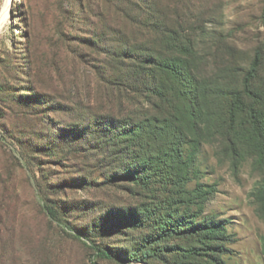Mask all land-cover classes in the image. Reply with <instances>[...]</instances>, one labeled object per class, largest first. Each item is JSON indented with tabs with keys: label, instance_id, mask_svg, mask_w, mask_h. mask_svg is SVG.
<instances>
[{
	"label": "rangeland",
	"instance_id": "rangeland-1",
	"mask_svg": "<svg viewBox=\"0 0 264 264\" xmlns=\"http://www.w3.org/2000/svg\"><path fill=\"white\" fill-rule=\"evenodd\" d=\"M158 3L152 20L144 0H0V264H264V54L233 130L228 114L264 48V0H193L180 21L179 0ZM181 21L199 51L191 74L213 80L188 165L178 152L189 146L166 129L188 125L185 106L127 77L133 55L176 53L167 27ZM96 25L129 42L112 45ZM137 25L147 26L133 38ZM166 223L183 231L156 242L157 257L132 260Z\"/></svg>",
	"mask_w": 264,
	"mask_h": 264
},
{
	"label": "trees",
	"instance_id": "trees-1",
	"mask_svg": "<svg viewBox=\"0 0 264 264\" xmlns=\"http://www.w3.org/2000/svg\"><path fill=\"white\" fill-rule=\"evenodd\" d=\"M193 0H179L182 5V9L173 10V14L177 13L179 16V21L183 19V16L185 14V8H190L192 5ZM158 0H144L145 7L148 9L149 13L151 15V19L154 20V15L158 14V19L160 18L159 15V3ZM161 10V9H160ZM163 20V18H162ZM139 26V29H135L133 32V38L140 33V29L142 27H146L147 25H137ZM161 25H155L153 21V25L150 29L155 30L156 27L160 29ZM188 26V27H187ZM98 27L97 29L100 30V34H102L104 37L110 40L111 44L114 45L115 42L125 45L124 43L126 41L129 42V40L126 39V35L117 27V26H109L105 25V27H100L99 25H96ZM141 27V28H140ZM166 29V27H165ZM114 32H118L121 34V37H115ZM167 32L172 34L173 42L176 46V53L170 56L166 59L164 63H160L156 59L154 55H147L146 57H141L140 55H133L131 56L135 62L137 63L135 65L134 71L129 72L127 74V77H130L131 84H141L143 85V91L144 92H150L153 98H159L165 96V91H172L173 94H175L178 101H181L184 108V113H182V117L185 118V120L188 122V125H184V123L176 119L175 121H170L168 124H166V129L169 130L170 135L175 137V140L179 141V144L181 146L188 145L189 151L188 153H185V151H182V149L178 152V158L180 162L183 164H190L193 162L195 156L197 155L202 142H203V135L201 134L200 129H198L197 123L200 120L205 119L207 123V118L209 119L211 117V107H210V99L208 97V93L210 90V86L213 84V80L209 78L208 76L203 75H193L191 74V70L194 66V63L198 60L197 55L199 54L198 49H196V43H192V37L191 29H189V25H184L181 21L179 25H171L167 27ZM66 33V32H65ZM67 37H71V33H66ZM90 34V40H92L93 35L92 32ZM97 34V33H95ZM143 38L147 39L149 38V34L142 33ZM168 34V35H169ZM80 38H85L87 40L85 35H82ZM221 40H226V38H221ZM189 43V44H186ZM226 46L228 44L226 41L224 42ZM134 47V46H133ZM123 51H119V57L121 58L119 61L118 68L127 70L128 67H126L124 63V58L127 53V49H124L122 47ZM146 50L150 51L151 49L146 47ZM118 51L115 50L114 53H117ZM113 52L110 53V58L114 54ZM264 54V48H259L254 56V59L252 61V64L249 68V71L247 72L245 79H244V89L236 93V99L233 102V104L230 106L228 110L229 114V120L231 123L232 130L234 129L235 125V119L237 115V109L243 102V97L245 95L252 94L254 91L252 89V81L255 79V77L258 74L259 68L262 63V57ZM127 57V56H126ZM107 65L110 67L112 66L110 61L107 62ZM160 73H162V76H160ZM164 75V76H163ZM165 76L167 78V82H165ZM126 86L131 85L126 77H123L122 79ZM169 81V83H168ZM169 84V85H168ZM142 89H140L141 91ZM152 98V100H153ZM176 100V101H177ZM175 101V102H176ZM174 104V105H173ZM173 108H176L178 104L172 103ZM179 110V107H178ZM204 111V112H203ZM181 117V119H182ZM137 127V125H136ZM140 129L139 125L137 127ZM188 128L189 134H186V129ZM135 129V130H138ZM258 139L262 142V145H264V133L258 129ZM200 131V133L198 132ZM136 132V131H135ZM179 146V147H181ZM137 179V178H135ZM137 180H140L137 179ZM255 197L257 202L260 204L261 210L264 214V186L260 187L255 193ZM47 211L52 216H57L58 212L54 208V206H47ZM142 222L139 221L136 226H140ZM161 233L158 234V232H154L155 234H152L151 236H146L144 239L147 242V245H143L140 247L139 250L131 251L130 258L132 260H135L137 262L142 261L146 262L150 258H155L158 256L159 252L163 251V247L156 246V242L170 237L172 232H180L183 231L180 229V227H172L170 223H166L163 227H161ZM207 230H209L210 234L212 236H219L220 229L211 225L210 227H207ZM154 235V236H153ZM159 236V237H157ZM152 237L155 239L153 240ZM263 253H264V236H263V245H262ZM102 251V250H100ZM104 255H108V253L102 251Z\"/></svg>",
	"mask_w": 264,
	"mask_h": 264
},
{
	"label": "bare ground",
	"instance_id": "bare-ground-1",
	"mask_svg": "<svg viewBox=\"0 0 264 264\" xmlns=\"http://www.w3.org/2000/svg\"><path fill=\"white\" fill-rule=\"evenodd\" d=\"M6 12H7V5L3 9V13L1 14V17L4 16V14H6Z\"/></svg>",
	"mask_w": 264,
	"mask_h": 264
}]
</instances>
